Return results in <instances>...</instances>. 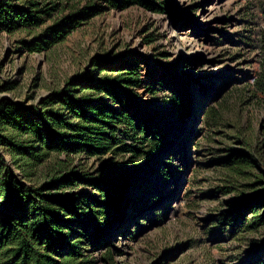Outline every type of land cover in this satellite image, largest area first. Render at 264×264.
Instances as JSON below:
<instances>
[{"label": "rangeland", "instance_id": "374dc122", "mask_svg": "<svg viewBox=\"0 0 264 264\" xmlns=\"http://www.w3.org/2000/svg\"><path fill=\"white\" fill-rule=\"evenodd\" d=\"M166 2L165 14L106 10L43 53H28L25 45L57 18L1 33L0 101L32 107L75 81L113 80L125 61L136 63L140 84L123 91L125 108L136 123L150 120L170 145L144 151L136 162L112 155L75 161L72 198L95 205L108 221L96 236L95 215L74 220L73 232L90 238L85 259L264 264V106L253 97L264 0ZM175 99L189 110L183 121L174 115ZM241 155L251 167L236 173ZM156 168L164 176L152 174ZM123 179L129 189L117 196Z\"/></svg>", "mask_w": 264, "mask_h": 264}, {"label": "trees", "instance_id": "16d2710c", "mask_svg": "<svg viewBox=\"0 0 264 264\" xmlns=\"http://www.w3.org/2000/svg\"><path fill=\"white\" fill-rule=\"evenodd\" d=\"M133 7L165 14L169 5L166 0H1L0 34L38 29L57 18L25 45L28 53H43L102 12ZM257 39L261 58L253 97L264 106V30ZM125 62L113 80L75 81L32 107L0 101V264H89L84 247L90 238L73 232L74 220L95 215L96 236L105 233L108 221L95 205L72 198L79 182L75 161L112 155L136 162L144 151L156 153L170 145L150 120L136 123L126 110L123 91L136 89L140 82L137 64ZM173 109L179 121L190 115L181 99L174 100ZM127 140L133 146L125 144ZM246 145L252 147L250 142ZM250 167L248 156L234 162L236 173ZM157 169L151 173L164 176ZM127 180H121L117 196L129 189ZM98 192L106 199L99 188ZM106 261H113L110 252Z\"/></svg>", "mask_w": 264, "mask_h": 264}, {"label": "bare ground", "instance_id": "6f19581e", "mask_svg": "<svg viewBox=\"0 0 264 264\" xmlns=\"http://www.w3.org/2000/svg\"><path fill=\"white\" fill-rule=\"evenodd\" d=\"M121 226H123V225H121Z\"/></svg>", "mask_w": 264, "mask_h": 264}]
</instances>
